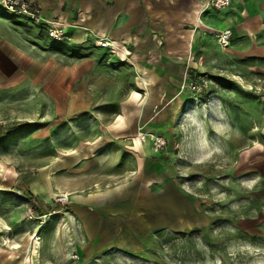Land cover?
I'll list each match as a JSON object with an SVG mask.
<instances>
[{
  "label": "rangeland",
  "instance_id": "1",
  "mask_svg": "<svg viewBox=\"0 0 264 264\" xmlns=\"http://www.w3.org/2000/svg\"><path fill=\"white\" fill-rule=\"evenodd\" d=\"M36 24L0 3V244L6 236L7 249L18 254L16 247L24 255L31 252L24 237L37 233L39 247L30 255L31 264H264V79L245 86L246 93L228 85L224 101L233 97L236 104L226 102L230 115L223 111L221 96L210 90L209 77L201 75L207 84L199 91L188 84L182 89L184 79L200 77L188 71L177 87L181 102L156 105L148 125H130L134 134L116 135L118 105L129 94L128 71L110 53L100 58L105 50L96 41L85 48L62 40L42 43ZM14 50L27 55L25 66L15 60ZM139 131L144 139L138 140ZM156 136L165 141L157 150L152 146ZM85 147L88 156L94 154L90 157L112 151L99 164L80 165ZM134 150L141 157L132 156ZM123 153L134 162L127 160L122 179L148 162L143 169L154 172V189L173 183L196 206L193 213L200 214L203 225L171 228L189 216L170 203L160 211V223L169 227L156 226L142 236L144 252L100 250L89 256L74 245L78 235L70 225L71 197L84 191L91 177L117 173L113 165L115 160L116 166L123 164ZM68 154L74 159L71 167L64 164ZM143 154L145 162L137 167ZM41 172L55 186L49 197L30 188ZM61 194L70 202L56 205L54 198ZM39 213L50 214L41 220Z\"/></svg>",
  "mask_w": 264,
  "mask_h": 264
},
{
  "label": "crops",
  "instance_id": "2",
  "mask_svg": "<svg viewBox=\"0 0 264 264\" xmlns=\"http://www.w3.org/2000/svg\"><path fill=\"white\" fill-rule=\"evenodd\" d=\"M32 1L39 7L44 19L34 28L36 33L40 32L39 40L42 43L46 40L57 42L47 35L45 20H52L53 26L63 31L65 38L61 43L66 46L85 48L97 40L111 43L99 47L105 50V53L100 52L103 55L99 57L103 56L105 60V54L110 53V59L121 62L119 68L128 71L130 77L127 82L130 87L125 89L129 94L118 105L120 110L116 114V127H113L116 135L134 134L135 129L131 127L134 124L148 125L156 105L168 108L176 101L181 102L176 95L177 87L188 71L209 77L210 90L217 97L221 96L222 101L229 96L226 93L227 96L223 97V93L230 90L228 85L246 93L256 79H264V0H230V5L220 10L211 7L209 0ZM223 28L232 30L226 46L219 45L214 33ZM11 54L19 65H26L28 57L22 50H14ZM236 77L239 79H234ZM232 98L227 101L231 100L235 106ZM222 101L226 105L227 101ZM225 107L227 110H223L224 113L230 114L228 106ZM138 133L145 136L142 131L136 135ZM136 139L132 140L137 149L140 137ZM88 151L85 147L82 154L87 156L80 160V165L89 161L99 164L105 160L100 157L112 150H100L95 157H90L94 155L92 153L88 156ZM72 154L67 155L66 163L63 162L68 167L73 166ZM130 154L142 155L140 151L136 154L135 150ZM130 154H122L124 160L120 166H116L118 163L115 160L113 166L116 169L113 171L118 172L113 176V172L105 171L98 178L91 177L84 191L73 190L68 211L72 216L70 225L78 235L74 245L89 256L100 250L144 252L147 240L142 236L160 225V211L170 203L178 205L179 210L182 209L181 215L189 216L187 220L192 218L191 212L196 206L186 201L173 183L165 182L157 191L154 189V172L143 169L149 163L146 161L142 169L138 167L141 161L145 162L144 154L143 159L137 158L135 161L137 172L124 179L120 177L123 170L130 166L127 162H134ZM67 172L71 175L79 173ZM47 179V173L41 172L34 181L29 182L32 193L34 191L40 197L44 193L48 197L55 194V186ZM68 200L70 202L69 195ZM199 216L195 215V218L200 219ZM188 224L193 225L191 222ZM184 226H187L186 222L181 225ZM29 241L30 236H25L24 242ZM2 242L0 264H31L30 255L37 254L36 248L39 247V243L33 245L31 242L28 246L30 249H27L31 252L22 255L16 247L11 246L18 254L7 249L10 246L5 245L9 242L6 236Z\"/></svg>",
  "mask_w": 264,
  "mask_h": 264
},
{
  "label": "built area",
  "instance_id": "3",
  "mask_svg": "<svg viewBox=\"0 0 264 264\" xmlns=\"http://www.w3.org/2000/svg\"><path fill=\"white\" fill-rule=\"evenodd\" d=\"M1 5H3L6 9H8L11 12L18 13L25 15L28 17L31 21L35 23H42L44 21L42 14L40 12L39 7L32 1V0H0ZM209 5L215 9H224L230 5V0H209ZM47 22V34L49 37H51L54 40L61 41L64 40L65 34L60 29H56L53 26L52 20H45ZM215 37L221 46H226L229 42L230 36L232 34L231 28H223L216 30ZM98 44L102 46H109L108 41L105 40H97ZM188 84V85H187ZM207 84V80L203 77H200L197 80H190L188 83L184 79V84L182 85V89L187 85L191 90L199 91L203 86ZM141 139H144V136H140ZM165 141L163 138L156 136L152 138V146L153 149H160L164 146ZM54 202L56 205H64L67 204L68 201V195L67 194H61L57 195L54 198ZM54 212V210H52ZM27 213H29V217H35L33 216L34 210L31 208L27 209ZM50 213H41L37 214L36 217L42 219H45Z\"/></svg>",
  "mask_w": 264,
  "mask_h": 264
},
{
  "label": "trees",
  "instance_id": "4",
  "mask_svg": "<svg viewBox=\"0 0 264 264\" xmlns=\"http://www.w3.org/2000/svg\"><path fill=\"white\" fill-rule=\"evenodd\" d=\"M173 185V184H172ZM180 195V194H179ZM181 196V195H180ZM182 197V196H181ZM30 198H32L31 196H30ZM190 203V202H189ZM35 208V207H34ZM37 208V207H36ZM35 208V209H36ZM193 212H191V215H192V218H190V220L188 221V222H191V224H193L192 226H201V225H203V220L201 219H196L195 218V215L196 214H194ZM205 218V217H204ZM184 222H186V221H184ZM188 222H186V224H188ZM160 225V227H165V226H167L166 224H164V223H159ZM184 223H178L177 225H174V226H172V225H170V226H172L171 228H173L174 227V229H180L181 228V225H183ZM196 224V225H195Z\"/></svg>",
  "mask_w": 264,
  "mask_h": 264
},
{
  "label": "bare ground",
  "instance_id": "5",
  "mask_svg": "<svg viewBox=\"0 0 264 264\" xmlns=\"http://www.w3.org/2000/svg\"><path fill=\"white\" fill-rule=\"evenodd\" d=\"M105 44H107V45H108V44L111 45V43H105ZM136 141H137V139H136ZM4 227L7 228L6 225H5ZM3 229H4V228H3ZM31 242L33 243V245H35L36 243H37V244L39 243V242H38V235H37L36 233H35L34 235H30V241H29V243H31ZM28 246H30V245H28ZM32 250L35 251V250H34V247L32 248ZM33 251H32V252H33Z\"/></svg>",
  "mask_w": 264,
  "mask_h": 264
}]
</instances>
